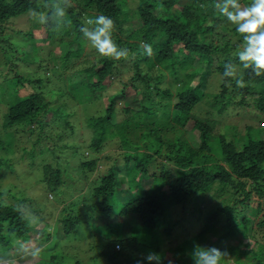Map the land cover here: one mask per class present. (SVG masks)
Wrapping results in <instances>:
<instances>
[{
    "label": "trees",
    "instance_id": "trees-1",
    "mask_svg": "<svg viewBox=\"0 0 264 264\" xmlns=\"http://www.w3.org/2000/svg\"><path fill=\"white\" fill-rule=\"evenodd\" d=\"M77 1L81 5L80 9L74 6L68 9L67 18L49 14V10L54 9L59 0H0V23L28 15L40 16L37 13H31L32 9L37 8L42 11L45 16L43 24L37 23L41 20L36 19L37 22L33 20L35 25L30 32H17L33 37L35 29H43L42 41H55L57 47L65 41L69 48L66 58L62 60L61 56H58L59 67L57 69L66 70V63L74 58H80L83 53L81 49L83 42L79 40L82 33L79 28L85 25V17L93 19L103 14L115 21L116 30L113 33V39L120 47L129 50L127 55L134 56L135 70L143 69L141 63L147 67V73L142 76L144 84L153 80L152 72L158 67L167 69L170 74H175L179 67L190 70L186 77L190 80L197 76L198 83L191 85L189 82H183L174 96L172 107L168 104L160 109L137 107V92L133 90L134 85L131 83L125 85L122 89L124 99L135 103V105L128 104L125 107V113H132V117L121 123L111 124L114 113V102L111 101L106 107L104 116L91 117L86 122L89 136L82 134L81 138L86 145V151L89 150L95 157L88 160L82 158L77 150L73 153L72 157L78 163V170L73 171L76 179L73 176L69 177L70 170L55 169L52 163L40 164L36 168L37 163L34 162L32 170L37 172L42 170L40 183L45 190L55 194L56 202L63 203L60 201L63 199L60 194L73 197L74 200L66 205L70 212L65 210L66 216L60 220V227L57 229L56 254H53L49 261L41 259L37 262L29 261L23 257L18 259V264H67L71 259L66 249L65 242L67 241L76 242L80 250L88 244L93 245V248L89 250H94L96 247L98 253L90 264H136L138 259L141 260V264H149L144 259L145 256L141 254L149 251L160 253V240L172 232L171 227H165L160 233L156 218L164 217L167 210L199 197L217 182L221 184V188L232 187L244 192L243 199L236 201L234 207L224 208L227 210L229 230L218 237V240H225L234 234L239 224L243 225L240 233L245 237H251L252 221L247 219L242 211L237 218L232 217L231 213L235 207H240L242 210L248 207L254 194L259 199L256 201V210L260 211L264 206L263 129L249 128L250 132L245 137H239L244 139V143L238 146L237 142L227 141L223 134L216 131L219 120L193 113L194 107L200 104L203 98L206 86L203 76L211 75L216 69L223 77L221 92L213 96L218 102L217 113L219 115L224 113L230 100L233 99V96L226 97L230 86L237 87L235 79L241 76L245 79L247 86L239 89L244 90V95L257 94L258 97L254 98L253 105L260 114H264V76L256 77L252 69H244L239 63L237 45L234 44L232 36H235L234 33L237 32L236 27L231 28V32L224 30L222 26L227 19L220 15L215 7L209 12L206 10L209 5L216 4L217 0H187L184 3H181L182 0H137V10L140 16V26L137 30L124 26L128 16L118 4V0ZM68 4L63 2L62 6L67 8ZM239 41L242 42V39L239 38ZM145 42L152 46L153 55L151 57L143 54L141 45ZM74 45H77V48H74ZM32 49H37L34 44H32ZM115 61L102 56L98 59L99 64L91 63L79 71H71L70 78H65L64 82H59L58 78H54L55 85L64 84L65 88H58L56 91L51 89L48 93L45 91L52 83V79L44 80L41 76L40 79L32 82L21 76H14L7 82L8 87L0 82L2 85L0 97L4 98L8 93L12 95L7 113L4 115L3 131L17 125L27 127L30 131L35 128L43 130L53 125L63 129L59 134L60 141L66 135L73 137L75 130L71 121L55 119L57 116L67 117V113L59 110L61 105L54 106L55 101L70 96L74 99V92L83 93L82 87L84 86L88 88L87 91L93 93L102 90L108 84L106 77L115 71ZM226 63L231 65L228 70L233 71L235 76L223 75ZM239 69H241V74H238ZM83 75L86 76L82 77ZM77 81L85 82L84 86L77 85ZM29 84L35 89L32 92L26 91V96H20L18 94L20 88L26 89ZM69 86L72 90L68 91ZM242 103L243 101L240 102ZM168 118L170 121L164 122ZM189 120H193L196 130L191 133L192 142L181 139L178 135L172 139L164 137V128L167 126L181 128ZM143 127H147V131L140 134V143L129 139L130 128L141 129ZM42 130L40 131L41 136ZM117 135L120 136V151L117 152L115 162L105 173L99 174L100 184L93 187L89 176L93 172L98 174V165L101 162V157L98 155L111 143L109 139ZM3 147L8 152L11 151L13 144L11 141L5 144L0 138V148ZM47 150L48 147L45 148V151ZM38 154L36 153L37 156ZM32 157L35 155L32 154ZM38 157L42 159L41 156ZM120 157L122 158L121 164L116 162ZM158 157L163 158L164 168L167 165L175 167L173 176H171V171L164 172L162 176L150 174L151 168H159L156 165ZM105 158L109 160L108 156ZM110 158L112 160L113 154ZM122 165L126 174L113 170L114 167L119 168ZM1 166L14 168L11 159L6 156L0 158ZM82 176L85 177L84 180ZM122 178L128 183L126 189L128 191L120 199L117 193L122 185ZM244 181L251 182L249 190H246ZM165 186H168V190H165ZM15 189L17 187L14 185L4 189L0 185V264H6L7 261L18 256L20 251L15 246L16 241L25 239L30 229L36 228L35 224L40 222L44 225L48 224L44 220L47 217L42 215L43 210L33 199L23 197L18 200L17 204H11L2 199L4 194L17 198L14 194L10 195ZM88 190L89 196H86ZM77 192L80 195L76 196ZM67 193L70 194L66 195ZM25 209H28L30 217L27 216ZM220 212L221 210L217 209L208 216L206 229L211 232L215 231L213 224L214 221L217 222ZM96 216L109 225L105 232L91 229ZM22 217L31 223L29 224ZM33 217L37 218L35 224H33ZM257 225L264 230V216ZM49 226L46 225L41 230H37L39 238L42 237V233L49 236L52 227ZM98 232L103 237L99 236ZM195 238L207 240L204 231L198 233ZM212 241L210 240L214 246L215 239ZM116 244L121 245V251L115 250ZM183 250L189 251L181 248L180 250L173 249L172 252L180 255L184 252ZM250 252L254 251L251 249ZM160 254L163 257V264H168L166 254ZM172 261L173 264H192V261L184 260L183 256ZM16 262L17 260L14 261ZM14 263L10 261L8 264ZM257 264H264V256Z\"/></svg>",
    "mask_w": 264,
    "mask_h": 264
},
{
    "label": "rangeland",
    "instance_id": "rangeland-1",
    "mask_svg": "<svg viewBox=\"0 0 264 264\" xmlns=\"http://www.w3.org/2000/svg\"><path fill=\"white\" fill-rule=\"evenodd\" d=\"M186 1L187 0H182L181 3ZM63 2L69 4L74 3V7L77 9H80L81 7L77 0H63ZM250 2L251 0H241V3L244 5H248ZM118 4L122 6L123 11L128 16V20L124 23V26L126 28H134L136 30L139 29L140 16L137 10V0H118ZM213 7H215V4L209 5L206 10L209 12ZM166 16L168 17L169 15ZM34 17L35 21L36 19L43 20L45 18L44 15ZM85 18L86 24L87 20L91 18L88 16ZM16 19L0 23V82L5 87H8L7 82L14 76H21L30 82L40 79L41 76L44 80H46V78L52 79V83L47 86L45 91V93H48L51 89L56 91L58 88H65L64 84H62V86L60 84L55 85L54 78H58L59 82H64L65 78H70L71 71H79L91 63L99 64L98 59L102 56L91 46L90 42L83 38L82 34L79 36V40H82L83 42V45L81 46L83 52L81 57L74 58L66 63V70H58L59 61L57 58L58 56H61L62 60L63 58H66L67 50L69 48V46L66 45L67 43L64 41V44L60 43L57 47L55 44L57 42L53 40V42L42 41L43 29H35V33L33 35L34 38L30 35L21 36L16 32H30L35 23L33 22L32 15L21 18L18 17ZM224 22L225 24L222 26L224 30L231 32V28L236 27L228 21ZM234 34L235 36H232L234 44L237 45L236 52L238 53L243 47L244 41L241 34L238 32ZM239 38L242 39V42L239 41ZM32 44L36 46V50L32 49ZM73 47L77 48V45H74ZM175 48L177 49L178 47ZM133 58V55H128L126 60L121 59L119 61H115V71L110 76L106 77L108 84L102 90L95 93L87 91L88 88H85L83 84L85 82L77 81V85L84 86L82 87V90H84L83 93L76 91L73 94L75 97L74 99L70 96L68 98L62 97L55 101L54 106L61 105L59 106V110L62 113H67V117L57 116L55 119L60 121H71L73 129L75 130V135L73 137L66 135L61 141L59 139V134L63 131V129L53 125L47 126L43 130L35 128L33 131H30L27 127L17 125L6 129L4 132L2 129L4 115L7 113L12 95L8 93L4 98L0 97V138L5 142V144L9 141L13 144L11 151L8 152L5 147L0 148V158H4L5 156L9 157L11 162L14 164L13 169L5 166L0 167V185L2 189L13 185L17 187V189L11 191L10 193V195L14 194L17 198L4 194L2 199L11 204H17L21 197L33 199L35 203H40L39 207L43 210L42 215L47 217V219H44L48 222L46 225H52L49 236L42 233V237L39 238V233L37 232L46 225L42 222L35 224V222H37V218L33 217V224L36 225V228L30 229L25 239L16 241L15 246L20 252L16 258L7 261L6 264L10 261L11 263H14L16 260L17 262L14 264H18V259L23 257H26L29 261L37 262L38 259L49 261L51 256L56 254V232L60 227V223L57 224L55 220L59 217V210L62 206L74 200L73 197L64 196L61 200L63 203L58 204L55 202L56 200L51 202V200L54 199V196L47 192L44 186L40 183V174L42 170L38 172L36 170H32L34 162L37 163L36 168L40 164L49 165V163H52L55 169H69L72 173H75L73 171L78 170V168L76 166V161L74 160L75 158L72 157V155L76 150H79V154L82 158L86 157L88 160L93 158L92 154H88V152L84 150L85 145L81 138L82 134H85V136L88 134L89 136L86 128V122L91 117L101 115L104 116L106 113V107L111 101L114 102V113L111 118V124L115 125L121 123L127 118H131L133 114L130 112L125 113V107L128 104L135 105V103L134 101L132 103L129 99H124L122 89L125 85L130 83L134 85L133 90H136L137 92V107L141 108L145 106L148 108L160 109L168 104L172 107L174 96L183 82H189L191 85H197L198 83L197 76L190 78V80L186 77V74L190 72V70L179 67L177 68L175 74H170L167 69L158 67L152 72L153 80L144 84L142 76L147 73L148 69L143 63H141L140 65L143 69L136 71L134 68L135 65ZM241 73V69H239L238 74ZM85 76L86 75H83L82 77ZM159 76L162 77L159 78ZM203 79L206 82V86L202 101L193 109V113H195V115L219 120L216 131L223 134L227 141L237 142L238 146H240L241 143H244V139L239 137H245L248 132H250L249 128L263 129L262 136L264 137V114H260L258 109L253 105L254 98L258 97L257 94L244 95L243 89L230 86V91L227 92L226 97L229 98L230 96H233V99H229L230 103L228 104L227 109L223 114L219 115L217 113L218 102L214 100L213 96L218 95L221 92L223 77L216 71V69H214L211 75L203 76ZM69 87L68 91L69 89L72 90L71 86ZM1 88L2 85H0V94ZM34 89L35 87L33 88V85L29 84L26 89L20 88V93L18 94H20V96H26V91L32 92ZM242 101L243 103L240 104ZM157 113H159V110H157ZM165 121H170V119L168 118L164 120V122ZM41 130L43 132L42 136L40 133ZM144 131H147V127H143L141 129L130 128L129 139L140 143V134ZM192 132H196L193 120H189L181 128L178 126L176 128L167 126L163 129V135L166 139H172L175 135H178L181 139H185L189 142H192ZM237 138H239V140H236ZM109 141L111 143L108 144L103 152L98 155V157H103L99 168L100 171L98 172L100 175L105 173L108 167H112V164L115 162L114 160L116 159L117 152L120 151L119 135L113 139H109ZM47 147L48 150L45 151V148ZM36 153H39L38 156H41L42 159L38 157ZM32 154H34L35 157H32ZM112 154V160L110 157L109 160H105V156ZM116 162L121 164L122 158H118ZM156 165L159 166V168H151L150 174L162 176L166 171H171V176L175 174V167L173 165H167L164 168L162 157L157 158ZM113 170L115 172L126 174L123 165L119 168L114 167ZM95 175L96 172H93L89 176L93 187L100 184V175L98 177H95ZM82 178L84 179L83 176ZM244 182H246V190H249L251 188V182ZM220 186L221 184L217 182L210 190L206 191L199 197L185 201L180 205L167 210L164 217L159 216L156 218L160 233L165 227L172 228L171 234H167L160 240V253L166 254V258L168 260H174L180 257L182 258L183 256L184 260L190 262V253L194 245L199 244L205 247H211L213 245L210 240L214 241V239L216 242L214 246L221 250L226 249L229 254V256L222 261V264H257L261 257L264 256V248H261L264 247V230H261L257 225L260 219L264 216V206H262L260 211L256 210V201L258 199L256 194L253 195L251 204L243 209L245 211H243L240 207H235L234 211L231 213L232 217L237 218L242 211V214H244L247 219L252 221L251 237H245L242 233H240L241 229H243V225L239 224L238 230L234 234L230 235L225 240H218V237L222 236L229 230V223H227L228 218L226 215L227 210L224 208L234 207L236 201H239L244 197V192H241L238 189H234L232 187L221 188ZM127 188L128 183L124 178H122V185L119 187L117 193V196L120 199L122 195L128 191L126 190ZM164 188L165 190H168V186H165ZM47 196L49 199L48 201ZM86 196H89V190ZM217 209H220L221 212L219 213L217 222L214 221L213 226L215 231H213V234V232L206 229V222L208 220V216H210L212 212ZM25 210L27 216L30 217L28 209ZM64 216H66L65 212L61 214L62 218ZM77 219L81 220L80 218ZM107 228H109V225L96 216L91 229L105 232ZM126 229L128 230V228ZM201 231H204L207 240H197L195 238V236ZM98 234L103 237L100 232H98ZM85 240L88 239L85 238ZM65 243L67 245V252L70 254L71 258L68 260L67 264H90L95 260L98 252L96 247H94V250H89L93 248L92 244H88L80 250L76 242L67 241ZM37 247L41 248V255L36 258H29L27 254ZM181 248L189 251L183 250L184 252H181L180 255L172 252L173 249L180 250ZM251 249L254 252H250ZM147 253H143V255L146 256Z\"/></svg>",
    "mask_w": 264,
    "mask_h": 264
},
{
    "label": "clouds",
    "instance_id": "clouds-1",
    "mask_svg": "<svg viewBox=\"0 0 264 264\" xmlns=\"http://www.w3.org/2000/svg\"><path fill=\"white\" fill-rule=\"evenodd\" d=\"M62 5L63 0H59L55 8L49 10V14L68 18V9L72 8L74 6V3L68 4L67 8L63 7ZM215 9L219 12L220 15L225 17L228 22L235 25L236 31L243 37V47L237 53L239 63L243 65L244 69H252V72L256 77L264 76V0H251L250 4L248 5L242 4L241 0H217ZM31 13H37L41 16L44 15V13L42 11H39L37 8L32 9ZM32 18L35 21V17L32 16ZM37 23L43 24L44 21L41 20ZM115 30V21L111 17L103 14L98 15L93 19L87 20L86 24L81 25L79 28V31L83 34V38L90 42L91 46L101 56L116 61H119L121 59L126 60L128 58L127 53H129V50L127 48L120 47L113 39V33L115 32ZM17 34L19 33L17 32ZM20 35L25 36L22 34ZM141 48L143 49V54L149 57L153 55V49L150 44H147L146 42L142 43ZM224 67V76H235V73L233 71L228 70L231 65L226 63ZM235 84L238 88H244L247 86L243 76L235 79ZM84 150H86V145ZM87 152L88 154H91L89 150H87ZM92 157L94 158L95 156L92 155ZM108 157H110V155H108ZM102 160L103 157H101V162ZM105 160L107 159L105 158ZM101 162L98 165L97 173L100 171L99 168ZM76 166H78L77 162ZM66 170L69 171V169ZM98 175L99 173L95 175V177H98ZM72 176L74 177V179H76L74 173L71 172L69 177L71 178ZM47 192L54 196V199L51 200V202H54L55 194L50 191ZM71 192L73 193V189L71 190ZM68 194L70 193H67L66 195ZM77 194L80 195L78 192ZM60 195V197H64L62 194ZM39 205L40 203L37 204V206ZM66 205L62 206V208L59 210V217L55 220L57 224H59L60 220L63 219L61 217V214L65 212V210L67 212H70L69 207H66ZM22 219H24L29 224L31 223L30 221H27L25 217H22ZM115 250L120 251L121 245L116 244ZM41 253V248L37 247L33 249L29 253V255L33 258H36L41 255ZM228 256L229 254L226 249L221 250L215 246L205 247L199 244L194 245L190 253L192 264H222V261ZM144 259H146L149 264H152V262H155V264H163V257L160 253L157 252L149 251ZM136 264H141V260L138 259L136 261ZM168 264H173V261L169 259Z\"/></svg>",
    "mask_w": 264,
    "mask_h": 264
}]
</instances>
